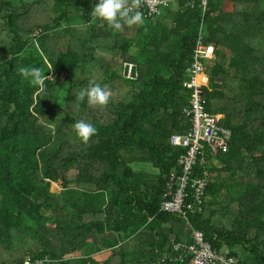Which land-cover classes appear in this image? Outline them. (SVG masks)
I'll use <instances>...</instances> for the list:
<instances>
[{
  "label": "trees",
  "instance_id": "16d2710c",
  "mask_svg": "<svg viewBox=\"0 0 264 264\" xmlns=\"http://www.w3.org/2000/svg\"><path fill=\"white\" fill-rule=\"evenodd\" d=\"M112 1L0 0V264H175L189 226L264 264V0H208L203 16ZM200 29L206 110L231 139L194 167L210 182L185 220L160 206L187 150L170 139L190 128Z\"/></svg>",
  "mask_w": 264,
  "mask_h": 264
},
{
  "label": "built area",
  "instance_id": "2783aa9c",
  "mask_svg": "<svg viewBox=\"0 0 264 264\" xmlns=\"http://www.w3.org/2000/svg\"><path fill=\"white\" fill-rule=\"evenodd\" d=\"M122 0H113L112 4H119ZM138 7L128 6L127 10L147 12V15L159 13L166 7L201 9L202 16L208 0H134ZM202 28V25H201ZM204 32L200 29L196 42L194 61L189 69V78L183 86L192 90L188 105L183 112L190 118V128L186 134H173L171 144L187 148L186 152L178 158L180 174H171L166 184L164 200L160 209L172 213L185 220L190 213L201 211L203 201H206V189L209 185L207 172L203 175L193 176V169L198 165H204L203 152L208 149L217 153L228 148L231 139V130L222 125V114H214L206 110L207 100L204 97V88H208L209 78L206 73L205 62L214 58V46L206 44L203 39ZM209 60V61H208ZM131 64L125 65V73H131ZM188 225H190L187 222ZM191 242H173V249L179 254L174 257L175 264H240L233 256L214 249L204 241L202 232L189 226ZM41 260L31 262L26 259L23 264H41Z\"/></svg>",
  "mask_w": 264,
  "mask_h": 264
},
{
  "label": "rangeland",
  "instance_id": "374dc122",
  "mask_svg": "<svg viewBox=\"0 0 264 264\" xmlns=\"http://www.w3.org/2000/svg\"><path fill=\"white\" fill-rule=\"evenodd\" d=\"M210 61L208 63H210ZM131 166L137 172L146 173L152 176H157L159 174L158 169L149 162H133ZM75 176H76V171L73 170L69 173V178H74Z\"/></svg>",
  "mask_w": 264,
  "mask_h": 264
}]
</instances>
